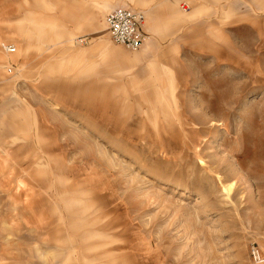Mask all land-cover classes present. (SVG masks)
Instances as JSON below:
<instances>
[{"label": "rangeland", "instance_id": "1", "mask_svg": "<svg viewBox=\"0 0 264 264\" xmlns=\"http://www.w3.org/2000/svg\"><path fill=\"white\" fill-rule=\"evenodd\" d=\"M116 1L178 12L145 20L130 51L96 38L103 0H0L16 59L0 82V264H255L264 0Z\"/></svg>", "mask_w": 264, "mask_h": 264}, {"label": "crops", "instance_id": "2", "mask_svg": "<svg viewBox=\"0 0 264 264\" xmlns=\"http://www.w3.org/2000/svg\"><path fill=\"white\" fill-rule=\"evenodd\" d=\"M81 1H87V0H81ZM103 1L105 3H98V2L91 3L92 6H94L93 8H95V11H105L106 7L109 8L105 12V14L103 16L102 27L97 32L98 34L96 35L97 36L96 38H99V37L100 38H103L105 34H109L107 32V30H106L107 28L105 29V27H106L105 15L107 14V12L111 11L112 9H114L116 7H123V8H127V9H130V10H133V11H137V10H135V8L129 7L130 5L124 4L123 2L122 3L121 2L118 3V1H116V0H103ZM172 2H173V0H172ZM172 2H170V3L172 4ZM97 6H98V8H97ZM138 6H140V5H138ZM173 9H174V11H173ZM198 9L195 10L196 13L198 12ZM160 12H162L163 14H165V13L166 14H169V13H173V12L177 13L178 12V8L175 7V2H173L172 6H170L167 3H161V4H158V5H152V8H149L148 11H146V13L144 12L145 13L144 26H145V20L148 23V25L145 26L146 29H148V28L154 29L155 28V25L157 23V19H159L156 16ZM83 21H84V18L83 19L80 18V15L78 17H76V18L73 19V22H72V25H73L72 26V28H73L72 29V35L70 36V39H69L70 40L69 42L72 43V46L74 45L73 42L76 39V37H73V35L75 34L76 30H79L81 28V26L83 24ZM54 22L55 21L51 22L50 25L51 24L54 25L55 24ZM31 26H33L38 32L39 31L42 32V34H47L48 33V29L49 30L50 29H53V27H50V28L42 27L40 23H36V22H33V21L31 22ZM142 30H143V27H142ZM52 32L55 33L54 34V37H58L61 34H63L61 31H57V30H55V32L54 31H52ZM105 32H107V33H105ZM12 33H13V36L12 37H14V39H12V38L11 39L13 40V43L18 47L19 54L22 53L23 50L27 51V50H29V48L32 47V44L30 43V41H31L33 35L31 34L29 28H27L26 26H24L23 24H21V25L18 26V28L16 29V31L15 32H12ZM19 36L20 37L23 36L22 37L23 42H21V40L19 39L20 38ZM0 40L1 41H4L5 39L0 38ZM103 40L101 39V41H103ZM106 40L109 41L108 38H106ZM111 41L114 44H116L118 47H125L122 44H119V43L114 42L112 39H111ZM2 43H4V42H2ZM142 45H143V42H142ZM141 46H140V48H141ZM80 50H82V49L81 48H74L73 53L78 52ZM128 50H130V51H136V50H131V49H128ZM9 54H10V56H2V54L0 53V82L3 83L4 85H7L8 83H10L9 82L10 77H9V75H6L5 73L6 72L8 73V72H11L12 71V67L14 66V64L12 66H11V64L16 61L15 56L13 55L15 53L12 52V53H9ZM73 55H76V54H73ZM5 69H6V71H5ZM150 72L151 73H154L153 69L150 70Z\"/></svg>", "mask_w": 264, "mask_h": 264}, {"label": "built area", "instance_id": "3", "mask_svg": "<svg viewBox=\"0 0 264 264\" xmlns=\"http://www.w3.org/2000/svg\"><path fill=\"white\" fill-rule=\"evenodd\" d=\"M144 14L142 11H133L123 7H116L105 15V23L110 38L128 49L137 50L142 45L144 33L142 30ZM86 37L76 40L79 44L86 43ZM1 48L8 53L15 51L12 44L1 45ZM250 258L255 264H263L264 256L255 245L249 249Z\"/></svg>", "mask_w": 264, "mask_h": 264}, {"label": "bare ground", "instance_id": "4", "mask_svg": "<svg viewBox=\"0 0 264 264\" xmlns=\"http://www.w3.org/2000/svg\"><path fill=\"white\" fill-rule=\"evenodd\" d=\"M144 23V22H143ZM107 28V27H106ZM107 30V29H106ZM108 32V31H107ZM6 43H2L1 45H5ZM2 51V52H1ZM0 53L2 54V56H10V54L8 52H5L2 48H1ZM3 58V57H2ZM5 63V62H4ZM251 97V96H250ZM249 98V97H248ZM250 99V98H249ZM252 99V98H251ZM249 102V101H247ZM264 263V262H263Z\"/></svg>", "mask_w": 264, "mask_h": 264}]
</instances>
